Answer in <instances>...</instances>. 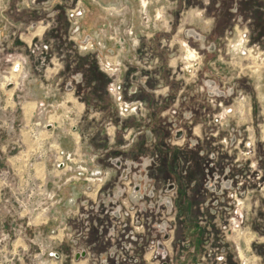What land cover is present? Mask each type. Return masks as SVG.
<instances>
[{"label": "rangeland", "instance_id": "rangeland-1", "mask_svg": "<svg viewBox=\"0 0 264 264\" xmlns=\"http://www.w3.org/2000/svg\"><path fill=\"white\" fill-rule=\"evenodd\" d=\"M0 264H264V0H0Z\"/></svg>", "mask_w": 264, "mask_h": 264}, {"label": "built area", "instance_id": "built-area-1", "mask_svg": "<svg viewBox=\"0 0 264 264\" xmlns=\"http://www.w3.org/2000/svg\"><path fill=\"white\" fill-rule=\"evenodd\" d=\"M81 14V13H80Z\"/></svg>", "mask_w": 264, "mask_h": 264}]
</instances>
